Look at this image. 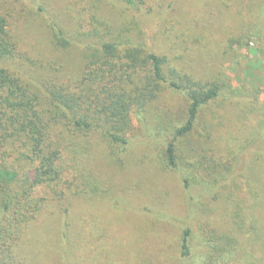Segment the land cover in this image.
Listing matches in <instances>:
<instances>
[{
  "label": "rangeland",
  "instance_id": "1",
  "mask_svg": "<svg viewBox=\"0 0 264 264\" xmlns=\"http://www.w3.org/2000/svg\"><path fill=\"white\" fill-rule=\"evenodd\" d=\"M0 8L20 53L15 67L29 78L73 84L91 44L111 31L198 81L225 85L202 108L204 122L176 140L175 169L163 153L189 101L170 88L144 123L132 117L122 164L103 148L83 158L94 174L77 180L87 196L69 218L46 202L15 241L21 264H264V0H0ZM93 19L108 30L90 32ZM44 196L31 194L41 204ZM237 210L246 226L256 219L258 235L236 232Z\"/></svg>",
  "mask_w": 264,
  "mask_h": 264
},
{
  "label": "trees",
  "instance_id": "2",
  "mask_svg": "<svg viewBox=\"0 0 264 264\" xmlns=\"http://www.w3.org/2000/svg\"><path fill=\"white\" fill-rule=\"evenodd\" d=\"M93 21L90 32L108 30ZM10 25L9 15L0 8V264H21L15 257V241L28 231L46 202L62 204L63 217L69 218L72 205L87 196L77 180L83 179L84 185L94 174L84 173L83 158L103 148L122 164L120 156L133 139L129 138L132 117L144 123L147 106L161 90L170 88L189 101L185 121L176 126L163 153L166 166L175 169L176 140L204 122L202 108L211 105L225 85L198 81L161 53L130 37L123 41L122 34L111 31L91 44L82 75L73 84L46 82L42 73L29 78L19 65L15 67L20 53ZM54 35L49 42L57 48L60 39ZM202 125L206 127V122ZM260 148L264 150L262 138ZM37 189L45 195L42 204L31 198ZM232 216L237 233H245V227L257 229L256 219L246 226L238 210ZM259 231L260 227L257 235ZM187 234L184 231L181 240L184 255Z\"/></svg>",
  "mask_w": 264,
  "mask_h": 264
}]
</instances>
